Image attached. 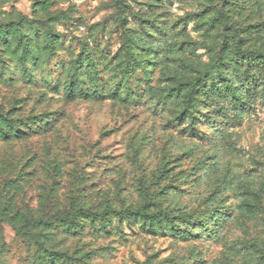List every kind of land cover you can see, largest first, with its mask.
Wrapping results in <instances>:
<instances>
[{"label": "rangeland", "instance_id": "obj_1", "mask_svg": "<svg viewBox=\"0 0 264 264\" xmlns=\"http://www.w3.org/2000/svg\"><path fill=\"white\" fill-rule=\"evenodd\" d=\"M8 110L0 264H264V0H0Z\"/></svg>", "mask_w": 264, "mask_h": 264}, {"label": "trees", "instance_id": "obj_2", "mask_svg": "<svg viewBox=\"0 0 264 264\" xmlns=\"http://www.w3.org/2000/svg\"><path fill=\"white\" fill-rule=\"evenodd\" d=\"M189 107L191 108L194 106V100L192 96H189L188 99ZM8 114H12L11 110H8L7 112H0V137L1 138H9V137H17L18 134L23 130V124L27 125V128H32V124L29 122L30 119L33 118H20V119H10ZM23 123V124H22ZM23 134H26V131L23 130ZM11 135V136H10ZM112 210V209H111ZM72 212H68L67 214H62L59 216H55L59 221H65L66 219L75 220L76 217H81L83 219H89L94 217H105L107 216V212H93L91 210H78L73 216H71ZM136 216L141 217L143 220H152L153 218H160V217H166V219H169L167 215L164 213H148L143 208H139L137 211L133 213ZM43 222V221H40ZM30 225L35 224V222L30 221ZM179 231H182L181 229Z\"/></svg>", "mask_w": 264, "mask_h": 264}]
</instances>
